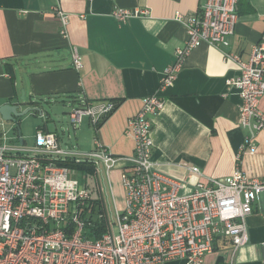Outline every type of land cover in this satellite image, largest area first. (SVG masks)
I'll list each match as a JSON object with an SVG mask.
<instances>
[{
    "label": "crops",
    "instance_id": "0c3cea01",
    "mask_svg": "<svg viewBox=\"0 0 264 264\" xmlns=\"http://www.w3.org/2000/svg\"><path fill=\"white\" fill-rule=\"evenodd\" d=\"M202 1L66 0L61 4L69 15L63 35L51 11L53 0H0V105L70 110L79 98L113 102L115 111L96 131L85 120L78 128L75 147L65 148L88 153L98 139L114 157H130L133 139L125 133L126 121L140 110L144 98L158 90L162 74L175 61V51L184 46L186 32L175 15L185 20L194 17ZM115 9L148 14L120 23L111 15ZM237 14L225 50L247 61L251 47L264 41V0H238ZM71 47L77 48L81 58L79 70L72 67ZM237 70L209 45L201 44L188 53L172 85L160 93L162 110L151 119V159L160 172L182 178L186 167H197L205 178L224 179L239 168L248 177H264V130L256 134L255 151L240 154L248 131L238 125L240 100L227 85ZM259 109L264 113V95ZM45 114L48 120L50 115ZM22 120H17L18 128ZM0 127V144L34 146V142L25 144L13 123L2 122ZM37 129L56 134L46 122ZM11 131L16 133L12 139ZM126 170L129 165L123 160L108 172L100 163L92 176L105 179L103 191L98 182L92 192L88 189L105 221V195L115 212L125 207L120 176ZM246 224L248 241L243 247L233 251L228 239L218 238L203 264H264V194L254 202Z\"/></svg>",
    "mask_w": 264,
    "mask_h": 264
},
{
    "label": "built area",
    "instance_id": "2783aa9c",
    "mask_svg": "<svg viewBox=\"0 0 264 264\" xmlns=\"http://www.w3.org/2000/svg\"><path fill=\"white\" fill-rule=\"evenodd\" d=\"M53 0L51 11L66 35L69 15ZM74 1V0H68ZM90 2L91 0H81ZM238 0H203L196 15L183 19L184 46L175 51L174 63L162 74L158 90L142 101L140 110L126 121L125 133L133 139V154L114 157L98 139L94 149L78 153L61 148L56 134L36 130L33 147L0 144V264H203L215 240L228 239L233 251L248 241L246 219L256 199L264 194V177H248L239 168L224 178L203 177L197 167H186L182 178L160 172L152 159V117L163 108L160 93L172 85L188 53L201 44L217 49L224 61L237 66L227 81L240 100L238 125L246 129L240 154L255 151L256 134L264 130L259 109L264 95V41L251 47L247 61L226 51L228 38L238 21ZM146 10L115 9L112 17L124 23L141 18ZM70 58L75 70L82 68L76 47ZM68 118L78 129L86 119L95 131L116 109L113 102L76 100ZM239 158V156H238ZM123 160L129 170L121 173L125 207L115 212V232L99 238L90 232L91 200L88 175L78 163L106 172ZM97 220H102L99 212ZM95 220V218L93 217Z\"/></svg>",
    "mask_w": 264,
    "mask_h": 264
},
{
    "label": "rangeland",
    "instance_id": "374dc122",
    "mask_svg": "<svg viewBox=\"0 0 264 264\" xmlns=\"http://www.w3.org/2000/svg\"><path fill=\"white\" fill-rule=\"evenodd\" d=\"M43 114L40 115L38 112H29L27 115L23 116L22 122L19 125V131L22 134V139L25 141V144L28 146H32L35 137L36 127L38 125H46L50 132H55L59 137V142L61 148H65L69 145L75 147V138L78 135V129H73L68 118V111L69 108L55 106V107H48L43 105L41 108ZM47 112L50 116L49 119H46ZM47 120V121H46ZM86 119L83 120L81 125H84ZM13 131V130H12ZM10 132L9 136L11 139L16 136V133ZM0 136H2V127H0ZM99 184L101 191L104 189L105 179L104 176L102 178L99 176L98 180H95L94 177H88L86 179L87 189L92 192L93 187L95 184ZM94 193V192H93ZM91 194V193H90ZM95 196V194H94ZM105 201V209H106V222H108L109 226L112 228V231L115 232V208L113 204L110 203L109 199L107 200V196H104ZM98 209V207H96Z\"/></svg>",
    "mask_w": 264,
    "mask_h": 264
},
{
    "label": "trees",
    "instance_id": "16d2710c",
    "mask_svg": "<svg viewBox=\"0 0 264 264\" xmlns=\"http://www.w3.org/2000/svg\"><path fill=\"white\" fill-rule=\"evenodd\" d=\"M107 118V117H106ZM105 118V119H106ZM103 119L97 126V128L100 126V124L105 120ZM75 168L82 170L85 174L88 175V177H92L95 174V170L91 165H88L86 163H78L75 165ZM96 206L92 204L91 202V209L89 212V216H90V222H92V226L89 228L90 232L92 233L94 238H99L102 234H104L107 231L106 228V221L104 219L102 220H97L96 216L97 214L100 212L102 213V211L100 210V208L98 207V209H96ZM93 217L95 218V220L93 219Z\"/></svg>",
    "mask_w": 264,
    "mask_h": 264
},
{
    "label": "water",
    "instance_id": "95a60500",
    "mask_svg": "<svg viewBox=\"0 0 264 264\" xmlns=\"http://www.w3.org/2000/svg\"><path fill=\"white\" fill-rule=\"evenodd\" d=\"M23 99L24 97L21 95L20 100ZM29 106L30 107H27L24 110H19L18 105H11V104L0 105V125L2 122H10L14 124L16 129H18L17 120L20 119L21 117L27 115L29 112H38L40 113V115L42 114V109L33 107L32 105Z\"/></svg>",
    "mask_w": 264,
    "mask_h": 264
}]
</instances>
